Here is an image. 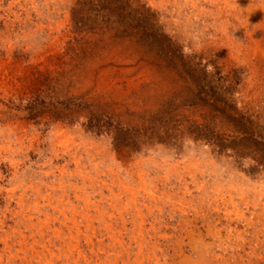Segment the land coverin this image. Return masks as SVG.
Returning <instances> with one entry per match:
<instances>
[{
  "label": "rangeland",
  "instance_id": "rangeland-1",
  "mask_svg": "<svg viewBox=\"0 0 264 264\" xmlns=\"http://www.w3.org/2000/svg\"><path fill=\"white\" fill-rule=\"evenodd\" d=\"M0 9V264H134L139 220L121 222L113 208L122 182L138 193L144 236L159 241L144 264H264V154L196 138L205 126L233 131L215 110L225 102L264 138V0H1ZM73 209L84 235L68 259L53 230L67 234L61 212ZM46 244L54 257L40 260Z\"/></svg>",
  "mask_w": 264,
  "mask_h": 264
},
{
  "label": "bare ground",
  "instance_id": "bare-ground-1",
  "mask_svg": "<svg viewBox=\"0 0 264 264\" xmlns=\"http://www.w3.org/2000/svg\"><path fill=\"white\" fill-rule=\"evenodd\" d=\"M1 1V0H0ZM221 1V0H220ZM259 1V0H258ZM4 2V1H3ZM13 2V1H12ZM5 4V3H4ZM17 4V3H16ZM18 6V5H17ZM255 8V7H254ZM1 10V9H0ZM7 11H9V10H7ZM5 14V13H4ZM30 14V13H29ZM14 15V14H13ZM19 15V14H18ZM9 16V15H8ZM31 16V15H30ZM10 17V16H9ZM15 22V21H14ZM13 22V23H14ZM48 22V21H47ZM16 23V22H15ZM49 23V22H48ZM7 24V23H6ZM9 24V23H8ZM12 24V23H11ZM10 24V25H11ZM5 25V24H4ZM7 26V25H6ZM37 26V25H36ZM14 27V26H13ZM39 28V27H38ZM43 28V27H42ZM46 28V27H45ZM48 29V28H47ZM8 30V29H7ZM44 33V32H43ZM64 132V131H63ZM62 132V133H63ZM61 134V133H60ZM58 137V136H57ZM70 137V136H69ZM74 139V138H73ZM72 139V140H73ZM74 142V141H73ZM69 143H71V142H69ZM93 145V144H92ZM77 146H79V145H77ZM85 146V145H84ZM68 147H69V145H68ZM83 147V146H82ZM96 147H97V145H96ZM91 148V147H90ZM88 149V148H87ZM100 149V148H99ZM89 150V149H88ZM96 150H97V148H96ZM95 151V150H94ZM69 152V151H68ZM88 152V151H87ZM101 152V151H100ZM92 153V152H91ZM97 153H99V152H97ZM96 153V154H97ZM74 154V153H73ZM77 154V153H76ZM88 155H89V153H88ZM93 155H95V154H93ZM100 155V154H99ZM98 155V156H99ZM74 157H76V156H74ZM107 157H109V156H107ZM106 157V158H107ZM80 158V157H79ZM92 159V158H91ZM88 160H90L89 158H88ZM80 161V160H79ZM96 161V160H95ZM94 161V162H95ZM105 161V160H104ZM73 162V161H72ZM76 162H78V161H76ZM108 162V161H107ZM106 163V162H105ZM143 163V162H142ZM53 164V163H52ZM78 164H79V162H78ZM95 164V163H94ZM145 164V163H144ZM155 164V163H154ZM106 165V164H105ZM120 165V164H119ZM77 166V165H76ZM79 166V165H78ZM103 166V165H102ZM137 166V165H136ZM141 166V165H140ZM169 166H171V165H169ZM96 167H98V166H96ZM139 167V166H138ZM174 167V166H173ZM55 168V167H54ZM64 168V167H63ZM77 168V167H76ZM99 168V167H98ZM143 168V167H142ZM178 169L180 168V167H177ZM84 169H85V167H84ZM92 169V168H91ZM103 169V168H102ZM116 169V168H115ZM120 169V168H119ZM158 169V168H157ZM98 170V169H97ZM109 170V169H108ZM128 170V169H127ZM146 170V169H145ZM159 170V169H158ZM177 170V169H176ZM175 170V171H176ZM199 170V169H198ZM56 172V171H55ZM89 172V171H88ZM110 172V171H109ZM129 172V171H128ZM134 172V171H133ZM133 172H131V173H133ZM113 173V172H112ZM42 174V173H41ZM114 174V173H113ZM178 174V173H177ZM87 175V174H86ZM134 175V174H133ZM143 174H141V172L140 173H137V172H135V177L140 181V182H143V176H142ZM145 175V174H144ZM97 176V175H96ZM115 176V175H114ZM196 176H198V175H196ZM44 177V176H43ZM63 177V176H62ZM82 177V176H81ZM101 177V176H100ZM107 177V176H106ZM110 177V176H109ZM116 177H118L117 175H116ZM180 177V176H179ZM59 178V177H58ZM84 178V177H83ZM194 178V177H193ZM60 179V178H59ZM135 179V178H134ZM83 180V179H82ZM150 180V179H149ZM181 180V179H180ZM197 180V179H196ZM195 180V181H196ZM134 181V180H133ZM168 181V180H167ZM177 181V180H176ZM186 181V180H185ZM33 182V181H32ZM99 183V182H98ZM102 183V182H101ZM155 183V182H154ZM190 183V182H189ZM188 183V184H189ZM104 184V183H103ZM118 184V183H117ZM116 184V185H117ZM201 184V183H200ZM60 185V184H59ZM86 185V184H85ZM101 185V184H100ZM162 185V184H161ZM165 185V184H164ZM194 185V184H193ZM112 186V185H111ZM119 194H117L116 195V197H115V201H116V204L114 205L115 207H113L114 208V210H116V212H118V214L120 215V220H121V222L123 221L124 223H126L127 221H126V215H129L130 213H132L133 215H134V218H137L138 220H139V224H140V227H139V229H140V234L139 235H141V237H140V239H141V241H140V243L138 242L137 243V245H139V252H138V254H137V256H136V259H134V264H144V262H145V260H146V257H147V254H148V257H151L152 258V252L154 251V252H156V251H158L159 252V249H158V243L157 242H159V241H157L156 242V240L155 239H153L152 237L150 238V241L148 242V239H147V237L146 236H144V233H143V229H145V226L147 225V223H146V218L144 217V215L142 214V212L139 210V208L137 207V191H134L128 184H125L124 182H122V183H120L119 185ZM40 187V186H39ZM86 187V186H85ZM106 187V186H105ZM148 187V186H147ZM190 187V186H189ZM146 188V187H145ZM157 188V187H156ZM35 189V188H34ZM38 189V188H37ZM64 189V188H63ZM62 189V190H63ZM73 189V188H72ZM89 189V188H88ZM99 188H97V190H98ZM107 189V188H106ZM186 189V188H185ZM204 189V188H203ZM54 190V189H53ZM61 190V189H60ZM39 191H41V190H39ZM65 191V190H64ZM114 191V190H113ZM167 191V190H166ZM180 191V190H179ZM187 191H188V189H187ZM222 191V190H221ZM34 192H35V190H34ZM77 192V191H76ZM16 193V192H15ZM26 193V192H25ZM48 193V192H47ZM104 193V192H103ZM130 193H131V197H130ZM150 193V192H149ZM163 193V192H162ZM224 193V192H223ZM64 194V193H63ZM77 194V193H76ZM80 194V193H79ZM165 194V193H164ZM182 194V193H181ZM187 194V193H186ZM191 194V193H190ZM12 195V194H11ZM14 195V194H13ZM40 195V194H39ZM47 195V194H46ZM153 195V194H152ZM178 195V194H177ZM177 195H176V197H177ZM43 196V195H42ZM58 196V195H57ZM72 196V195H71ZM70 196V197H71ZM97 196V195H96ZM125 196H128L127 197V200H129V204H130V202H132V204L131 205H135V207L134 208H132V207H129V204L127 203L126 204V202H124V198H125ZM164 196V195H163ZM175 196V195H174ZM184 196V195H183ZM187 196V195H186ZM67 197H69V196H67ZM114 197V196H113ZM129 197L131 198V200L129 199ZM225 197V196H224ZM23 198V197H22ZM48 198H49V196H48ZM53 198H54V196H53ZM73 198V197H72ZM76 198H77V196H76ZM75 198V199H76ZM100 198V197H99ZM155 198H157V197H155ZM187 198V197H186ZM212 198V197H211ZM25 199V198H24ZM43 199V198H42ZM57 199V198H56ZM80 199V198H79ZM78 199V200H79ZM154 199V198H153ZM163 199V198H162ZM194 199V198H193ZM23 200V199H22ZM53 200V199H52ZM68 200V199H67ZM101 200V199H100ZM109 200V199H108ZM150 200V199H149ZM172 200V199H171ZM28 201H29V199H28ZM27 201V202H28ZM37 201V200H36ZM48 201V200H47ZM59 201V200H58ZM57 201V202H58ZM81 201V200H80ZM83 201V200H82ZM104 201V200H103ZM146 201V200H145ZM186 201V200H185ZM10 202V201H9ZM24 202V201H23ZM30 202V201H29ZM98 202V201H97ZM149 202V201H148ZM163 202V201H162ZM214 202V201H213ZM21 203V202H20ZM25 203V202H24ZM156 203V202H155ZM158 203V202H157ZM156 203V204H157ZM161 203V202H160ZM170 203V202H169ZM186 203V202H185ZM224 203V202H223ZM81 204V203H80ZM92 204V203H91ZM94 204V203H93ZM176 204V203H175ZM47 205V204H46ZM63 205H64V203L61 201L60 202V206L59 207H56L57 208V210L58 209H60V208H62L63 207ZM84 205H86V204H84ZM90 205V204H89ZM141 205V204H140ZM212 205V204H211ZM41 206V205H40ZM50 206V205H49ZM51 206H52V204H51ZM96 206V205H95ZM152 206V205H151ZM22 207V206H21ZM28 207V206H27ZM32 207V206H31ZM140 207V206H139ZM167 207V206H166ZM217 207H219V206H217ZM227 207V206H226ZM39 208V207H38ZM94 208V207H93ZM98 208V207H97ZM163 208V207H162ZM175 208V207H174ZM31 209V208H30ZM104 209V208H103ZM102 209V210H103ZM173 209V208H172ZM183 209V208H182ZM55 210V209H54ZM63 210V209H62ZM74 210V209H73ZM72 210V212H74V214H73V217L72 218H70V217H68L67 216V213L65 212V210L63 211V212H61L62 213V225H63V227L64 228H67V230H68V232H67V234L65 233V232H63V231H59V230H53V232H54V236H55V238H56V240L58 241L57 243L58 244H60V245H62V248H66L67 249V253L69 254L68 255V259H70L71 257L70 256H72L73 255V253H75V251L72 253V249H74L73 247H74V243L75 242H80V238H82L81 236H83L84 235V232L82 231V222H80L79 221V218H78V215H77V212L74 210L73 211ZM98 210V209H97ZM170 210V209H169ZM34 211V210H33ZM36 211V210H35ZM39 211V210H38ZM45 211V210H44ZM59 211V210H58ZM67 211V210H66ZM83 211V210H82ZM151 211V210H150ZM180 211V210H179ZM25 212V211H24ZM31 212V211H30ZM53 212V211H52ZM159 212H161L162 213V210L161 211H159ZM181 212V211H180ZM58 213V212H57ZM85 213V212H84ZM103 213V212H102ZM114 213V212H113ZM160 213V214H161ZM176 213V212H175ZM183 213V212H182ZM202 213V212H201ZM204 213V212H203ZM220 213V212H219ZM27 214V213H26ZM83 214V213H82ZM86 215H85V217L83 218L84 220H85V222L86 223H88V224H86L87 225V227H86V232H85V235H86V239H87V241L90 243H92L93 244V239L92 238H90L89 237V235L92 233V234H94L93 236H96V233L94 232L95 231V229H93V227H92V222L95 220H93V219H91L92 218V213H91V211H90V209L88 210V211H86V213H85ZM96 215H97V213H95ZM100 214V213H99ZM131 214V215H132ZM170 214V213H169ZM197 214V213H196ZM204 214H206V212L204 213ZM43 215V214H42ZM59 215V214H58ZM69 215V214H68ZM119 215H117L118 217H119ZM167 215V214H166ZM183 215V214H182ZM53 216V215H52ZM70 216V215H69ZM107 216V215H106ZM106 216H105V214H100V218H101V220H102V218L104 219H106ZM115 214L114 215H108V218L109 219H111L112 221L110 222V223H107L108 225H107V227H106V229H107V231L106 232H108V234H109V237H110V239H111V241L113 242V246L114 245H116V244H120L121 243V241H120V239L118 238V234H117V230H115L114 229V226L116 225V223H117V221H116V219H118V217H117ZM158 216H159V214H158ZM186 216V215H185ZM212 216V215H211ZM29 217V216H28ZM129 217V216H128ZM133 217V216H132ZM161 217V216H160ZM207 217V216H206ZM24 218V217H23ZM40 218V217H39ZM39 218H37V219H39ZM48 218V217H47ZM82 218V217H81ZM130 218V217H129ZM32 219V218H31ZM30 218H29V221H32ZM172 219V218H171ZM203 219V218H202ZM218 219V218H217ZM22 220V219H21ZM40 220V219H39ZM153 220V219H152ZM173 220V219H172ZM26 221H27V219H26ZM148 221V220H147ZM157 221V220H156ZM158 221H159V219H158ZM208 221H209V219H208ZM211 221H212V219H211ZM44 222V221H43ZM58 222V221H57ZM155 222V221H154ZM97 223H99V222H97ZM131 223V222H130ZM39 224V223H38ZM51 224V221H50V219H48V225H50ZM70 224V225H69ZM164 224V223H163ZM31 225H33V224H31ZM43 225H45V224H43ZM54 225V224H53ZM150 225V224H149ZM159 225V224H158ZM170 225V224H169ZM139 226V225H138ZM157 226V225H156ZM30 227V226H29ZM31 227H33V226H31ZM43 227H45V226H43ZM49 227V226H48ZM136 227V226H135ZM40 228H42L41 227V224H40ZM61 228V227H60ZM105 228V227H104ZM116 228V227H115ZM29 229V228H28ZM99 229V228H98ZM119 229V228H118ZM127 229V228H126ZM151 229H153L155 232L157 231V229L155 228V226H153L152 225V228ZM48 230V229H47ZM123 230V229H122ZM125 230V229H124ZM165 230V229H164ZM42 231V230H41ZM101 231V230H100ZM117 231V232H116ZM40 232V231H39ZM48 232V231H47ZM152 232V231H151ZM154 232V233H155ZM163 232V231H162ZM21 233V232H20ZM128 233V232H127ZM146 233V232H145ZM7 234V233H6ZM48 234V233H47ZM100 234V233H99ZM134 234V233H133ZM121 235V234H120ZM119 235V236H120ZM138 235V236H139ZM146 235V234H145ZM19 236H22V235H20L19 234ZM100 236V235H99ZM104 236V235H103ZM122 236V235H121ZM42 237L43 238H46L47 236L46 235H44V234H42ZM102 237V236H101ZM101 237H100V239H101ZM6 238V237H5ZM23 238V237H22ZM26 238V237H25ZM96 238V237H95ZM98 238V237H97ZM107 238V237H106ZM161 238V237H160ZM160 238H159V240H160ZM165 237H163V239H164ZM166 238H167V236H166ZM9 239H10V237H9ZM31 239H33V238H31ZM99 239V240H100ZM122 239V238H121ZM162 239V238H161ZM162 239V240H163ZM169 239H170V237H169ZM40 240V239H39ZM127 240V239H126ZM138 240V239H137ZM6 241H8V240H6ZM24 241V240H23ZM33 241V240H32ZM130 241V240H129ZM132 241V240H131ZM135 241V240H134ZM161 241V240H160ZM169 241V240H168ZM4 242V241H3ZM31 242V241H30ZM103 242V241H102ZM35 243V242H34ZM55 243V242H54ZM87 243V242H86ZM88 243V244H89ZM130 243V242H129ZM4 244H5V242H4ZM23 244V243H22ZM37 244V243H36ZM48 245H53V242L52 241H50L49 243H47ZM47 244L46 245H42V248H43V252L41 251V252H34V255L35 256H37V257H39V259L40 260H42V257H44V259L46 260L47 259V255H46V252H48L50 255H52V257H54V253H53V251H52V248H50V249H48V246H47ZM99 244V243H98ZM26 245V244H25ZM28 245V244H27ZM79 245V244H78ZM95 245V244H94ZM101 245V244H100ZM122 245V244H121ZM126 245V244H125ZM149 245H151V250L149 251V253H147L146 254V251H148V249L147 248H149ZM22 246V245H21ZM55 246H56V244H55ZM54 246V247H55ZM172 246V245H171ZM8 247V246H7ZM10 247L11 246H9L8 248L10 249ZM57 247V246H56ZM79 247V246H78ZM110 247V246H109ZM22 248H23V246H22ZM25 248V247H24ZM27 248V247H26ZM105 248V247H104ZM104 248H102L103 250H104ZM76 249V248H75ZM98 249V248H97ZM112 249V248H111ZM123 250H125V249H123ZM128 250V249H127ZM153 250V251H152ZM252 250V249H251ZM32 251V250H31ZM64 251V250H63ZM109 251V250H108ZM116 251V250H115ZM119 251H120V249H119ZM126 251V250H125ZM133 251V250H132ZM22 252V251H21ZM57 252V251H56ZM80 252V251H79ZM94 252V251H93ZM93 252H91V253H93ZM153 252V253H154ZM157 252V253H158ZM61 254H63V252L61 251L60 252ZM59 253V254H60ZM84 253V252H83ZM95 253V252H94ZM156 253V254H157ZM57 254V253H56ZM58 254V255H59ZM61 254H60V257H61ZM65 254V253H64ZM86 254V253H85ZM101 254V253H100ZM121 254V253H120ZM133 254V253H132ZM136 254V253H135ZM33 255V254H32ZM108 255H109V253H108ZM122 255V254H121ZM158 255V254H157ZM29 256H31V255H29ZM77 256H80V253H79V255H77ZM82 256V255H81ZM90 256V255H89ZM111 256V255H110ZM116 256H119V255H116ZM134 256V255H133ZM131 254H129V258H130V260H131V257H133ZM155 256V255H154ZM84 257V256H83ZM123 257V256H122ZM241 257V256H240ZM50 258V257H49ZM63 258V257H62ZM67 258V257H66ZM75 258V257H74ZM85 258V257H84ZM93 258V257H92ZM115 258V257H114ZM150 258V259H151ZM156 258V257H155ZM73 259V258H72ZM80 259V258H79ZM102 259V258H101ZM54 260V259H53ZM57 260V259H56ZM77 260V259H76ZM94 260V259H93ZM242 260V259H241ZM2 261V260H1ZM26 261V260H25ZM70 261V260H69ZM92 261V260H91ZM103 261V260H102ZM106 261V260H105ZM114 261V260H113ZM116 261V260H115ZM3 262V261H2ZM30 262H31V260H30ZM43 262V261H42ZM54 262V261H53ZM80 262V261H79ZM104 262V261H103ZM102 262V263H103ZM110 262V261H109ZM127 262H129V261H127ZM1 263V262H0ZM29 262H27L26 264H28ZM71 263V262H70ZM75 263H77V262H75ZM98 263V262H97ZM111 263V262H110ZM116 263V262H115ZM157 263V262H156ZM3 264V263H2ZM41 264V263H40ZM45 264H47V263H45ZM64 264V263H63ZM79 264V263H78ZM88 264V263H87ZM114 264V263H113ZM118 264V263H117ZM124 264V263H123ZM151 264H152V262H151Z\"/></svg>",
  "mask_w": 264,
  "mask_h": 264
},
{
  "label": "trees",
  "instance_id": "trees-1",
  "mask_svg": "<svg viewBox=\"0 0 264 264\" xmlns=\"http://www.w3.org/2000/svg\"><path fill=\"white\" fill-rule=\"evenodd\" d=\"M224 105L225 109L216 108L215 110L219 111L226 120L222 121V123L226 122L227 125L232 124L234 126L233 131L230 134H220L216 131V127L205 126L197 128L196 138L212 143L220 152L232 151L239 156L248 153H251V155L256 154V156L263 155L264 151L259 149V147L264 148V138L261 133L254 131V122L241 113H238L239 118L228 115L227 110H231L234 113H237L238 110L233 103L225 102Z\"/></svg>",
  "mask_w": 264,
  "mask_h": 264
}]
</instances>
